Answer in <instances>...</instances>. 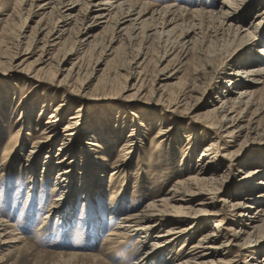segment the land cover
Segmentation results:
<instances>
[{
    "label": "rangeland",
    "instance_id": "rangeland-1",
    "mask_svg": "<svg viewBox=\"0 0 264 264\" xmlns=\"http://www.w3.org/2000/svg\"><path fill=\"white\" fill-rule=\"evenodd\" d=\"M196 1L200 2V0H193L191 3ZM222 1L218 0L219 3ZM134 2L140 5L150 4L153 9L158 11L168 5L178 4L183 7L188 3L187 0H134ZM204 2L209 3L208 0H204ZM16 9V16L13 21L9 22L7 28L2 30L0 27V41L2 42L0 44V259H3L4 264H134L142 252L138 237L126 240L120 248L113 245L111 249H108L109 247L104 244L105 235L117 226L118 218L110 220L111 208L120 206L123 212L128 213L142 211L149 203L164 198L176 182L188 178L195 171L204 148L213 141L207 130V126L212 120L205 119L203 115L214 108L219 95H226L225 87H228L229 84L226 83V75L234 72V67L242 65V63L247 64L246 56L253 48L250 47L245 53L246 51H243L245 48L239 47L241 50L232 53L235 57L240 53L239 57H236L239 65H234L236 63H232L233 60L229 62L230 58L227 57L235 49V45L230 47V43L212 39L213 33L210 31L218 26L216 19L213 18L207 20V28L205 26L206 40L208 41L204 44L201 43L202 41L199 44L194 43L196 46L191 45L192 49L188 52L187 57L182 56L181 64L176 61L175 66H170L171 68L167 69L165 66L168 61L172 60L180 50L179 48L178 50L177 48L172 49L173 43L165 44L162 41L159 43L156 40L157 37H152V41L146 43L141 36H137L136 40L129 41L126 40L127 36L121 34L118 39L119 43L114 45L115 48L121 45L120 57L114 58L106 55V47L109 46L116 33L114 22L111 21L106 26L102 24L104 26L101 25L99 28L93 29L89 36L81 37L78 40L75 36L76 31L72 30V33H68V36H71L69 38L67 36L68 40L58 52L57 60L63 59L62 57L74 47V44L73 49L76 47V50L78 49L77 55L62 67L63 74L54 75L48 72L45 76L41 75L44 80L35 79L34 82L27 79L24 68L28 69L29 66L22 64V59L10 63V60L5 58V54L18 49L19 36H22L23 33L25 35V32H29L28 36H30V31L41 16L31 17L24 24L28 16L26 7L23 5ZM9 10H14V7ZM89 14L88 17L91 18L92 13ZM150 15L151 13L145 19H149ZM189 20V18L183 19L187 22ZM249 22L251 24L254 20ZM46 23L50 26L53 24L50 20ZM235 25L242 26L239 23H235ZM182 30L183 28L180 27L176 36H180ZM92 35H97V37L91 39L93 42L91 48L86 47L85 40ZM80 40L83 42H76ZM260 48H264V45L254 50L257 52ZM165 51L168 54L165 55ZM139 52L146 54L148 60L145 63L143 55ZM172 53H174L173 56H171ZM80 58H82L85 72L91 73L94 69L98 72L94 74L95 81L86 83L66 80L65 71L69 70L73 64H79ZM136 58L139 60L136 61ZM134 62L145 66L149 90L154 85L156 86L159 77L170 79L168 84H172V87L168 91L166 99L179 100L181 93L185 94L189 88H195L198 92H195L192 95L193 98L191 97L189 100L188 109L180 108L179 113L171 115L168 112V102L159 100V95L155 97H152L151 94L134 95L131 89L137 82L138 76L129 74L132 63L133 68L136 66ZM208 65L212 67L210 68ZM213 67L214 69H223L221 78L217 79L216 76L220 75L213 74ZM159 70L166 71V73L158 76ZM101 77H104L105 81L99 82ZM42 81L44 82L41 83ZM32 82L40 87L34 88ZM56 84L61 86H56ZM230 90L233 95L237 91ZM254 91L258 101L264 102V80L255 85ZM69 97H75V102L82 101L85 104L83 115H85L86 121L89 117L91 121L93 119L99 128V130H95L96 134L102 135V138L98 139L99 142L95 141V143L103 144V148L99 150V156L104 160H97L104 166L100 175L98 174L102 177L103 188L99 189L98 185L93 187L94 193L89 197L91 202L86 214L82 210V205L87 193L81 190L78 182L73 184L72 197H69L66 203H61L60 210L51 208L54 205L53 200L60 196L61 191L57 192L55 189L54 175L46 177L42 173L46 152L37 164V174L33 175L27 172L26 160L29 156L27 153H30V148H33L41 139L40 135L44 130L45 123L50 120V115L64 104L63 100H69ZM25 105L31 111L32 116L29 118V123L27 122V125L23 126L19 132V127L16 124L20 116L18 112L21 113V109ZM42 110L45 115L40 117ZM59 112L63 115L61 119L66 116L63 120L64 123L68 121V117L74 115L72 110L70 112V108L60 109ZM259 120L264 128V113L259 117ZM61 128L64 129V126ZM169 129L170 133L164 131ZM162 130L164 136L159 137ZM91 131H94V127ZM131 134L134 135V138L136 137L138 144L136 148L132 149L131 154L126 156L124 152L129 149L128 140ZM62 139L63 137L57 141L53 148L52 152L55 155L59 145L62 144ZM83 142H86V138ZM8 144L20 145L10 150L7 149ZM218 149L220 152L215 164H220L223 168L222 174H224L228 169L229 160L227 156L223 157V155L236 152L238 148L224 142L219 143ZM253 157L263 159V162H256L257 164L252 166L251 158ZM123 161H126V169L111 176L114 169ZM233 161L235 162L227 173L223 190L214 200V211H219L221 208L229 211L230 207L220 202V199H227L230 202L237 199L235 192L238 183L244 178L245 171L254 170L257 166L264 165V138L244 144ZM260 180V178L255 179V183L258 184ZM97 189L99 191L96 192ZM29 192H31L30 196ZM198 202H195L194 205ZM70 212L73 213L75 220L83 218L85 215L89 220L95 221L102 216L105 222L100 236L97 239L90 238L87 229L73 225L75 224L73 221L70 230L64 231L63 226L58 222L67 220L70 217ZM48 213L51 215L49 216ZM252 213L254 214L255 211ZM215 221H209L207 231L212 229ZM239 223L242 225L243 222L239 221ZM228 225H232L235 230L242 228L241 225L234 222H230ZM13 229L16 231L12 232ZM204 232H200L195 240L201 238ZM150 240L146 245H149ZM218 241L217 245H222L224 242L223 238H218ZM182 244V242H174L171 248L175 253H178ZM104 247L105 249H103ZM102 249L105 250L104 252H108V255L103 258V262L92 258L100 256ZM71 254L78 255L70 256ZM223 258L231 263L237 261L236 264L248 261V264H257V262L251 261V258L248 259L246 253L239 254L237 249L223 251V256L217 255L210 260H214L217 264ZM162 259H166V257L163 256Z\"/></svg>",
    "mask_w": 264,
    "mask_h": 264
},
{
    "label": "bare ground",
    "instance_id": "bare-ground-1",
    "mask_svg": "<svg viewBox=\"0 0 264 264\" xmlns=\"http://www.w3.org/2000/svg\"><path fill=\"white\" fill-rule=\"evenodd\" d=\"M122 1L0 0V27L2 30L14 20L16 8L23 5L28 12L24 24L31 17L41 16L30 31V36H28L29 32L23 31L25 35L23 33L22 36H19L18 49L5 54V58L9 59L10 63L22 59V64L29 66L28 69L24 68L27 79L34 82L35 79L44 80L41 75L45 76L48 72L54 75L63 74L62 67L68 61L73 60L78 52L77 47L73 49L74 44L69 52L64 53V57L61 56L63 59L57 60L58 52L71 36H68V33H72V30L76 31L75 36L78 40L81 37L89 36L93 29L99 28L102 24L106 26L111 21L114 22L116 33L109 46L106 47V55L114 58L120 57L122 47L120 45L115 48L114 45L119 43L118 39L121 34L127 36L128 39L126 40L129 41L136 40L137 36H141L146 43L152 41V37H157L156 40L159 43L160 41L165 44L173 43L172 49L177 48L178 50L179 48L180 50V55L177 53L172 60L168 61L165 66L167 69L171 68L170 66H175L176 61L181 64L182 56L187 57L188 52L192 49L191 45L199 44L200 41L204 44L208 41L206 40L207 30L205 26L207 20L213 18L216 19L218 26L214 27L213 31H208L213 33L212 39L230 43V47L235 45V49L230 55L241 50L239 48L241 46L245 48L243 50L246 51L245 53L250 47L253 49H250L251 52L246 56L247 64L239 65L236 57H239L240 53L236 57L234 54L227 57L230 58L229 62L233 60L232 63L239 66L234 67V72L226 75V83H229L228 87H225L226 95H219L214 108L203 115L205 119L212 120L211 123L208 122L207 130L213 141L204 148L195 171L188 178L176 182L164 198L149 203L142 211L128 213L123 212L120 206L119 208L112 207L110 220L118 218L116 220L117 226L105 235L104 244L109 247L108 249H111L113 245L120 248L126 240L138 237L142 252L137 259L135 258L134 264H216L214 260L211 261L210 259L217 255L223 256V251L231 249H237L239 254L246 253V257L251 258V261L257 262V264H264V179H262L264 178V165H259L254 170L245 171L244 178L237 185L235 192L237 199L231 202L227 199H220V202L230 207L229 211H226L225 208H221L219 211L213 209L214 200L222 192L227 173L235 162L233 158L237 156L240 148L250 141L264 138V128H262L259 120V117L264 113V102L258 101L254 91L255 85L264 80V48L258 49L257 52L254 50L264 45V31L262 32L264 30V0H223L220 3L218 0H208L209 3H205L204 0L191 3L193 0H187L188 3L186 2L187 4L183 7L172 4L163 7L161 11L153 9V6L147 3L140 5L134 0ZM11 7H14V10L10 11ZM254 11L256 12L254 13ZM88 13H92L91 18L88 17ZM150 13V18L145 19ZM187 18L190 19L188 22L183 21ZM252 19L254 22L250 24L249 21ZM48 20L53 22L51 26L46 23ZM180 22L182 23L179 24ZM235 23L242 26H237ZM180 27L183 28L182 33L180 36H176ZM96 37L97 35H92L85 40V46L91 48L93 43L91 39ZM9 41L11 40L9 39ZM76 42L82 43L83 40ZM139 54L143 55L145 63L148 60L146 54L144 52H139ZM164 54H168L167 51ZM173 55L174 53L171 54V56ZM137 60L139 58H136ZM79 61V64H73L69 70L65 71L66 80L84 81L86 83L95 81L94 74L98 72L95 69L91 73L85 72L82 66V58ZM134 65L136 66L133 68L132 63V69L129 72L130 76L135 74L138 76L137 82L131 89L134 95L151 94L152 97L159 95V100L168 102V112L171 115L179 113L180 108L188 109L189 100L195 92H198L195 88L191 87L185 94L181 93L179 100L166 99L168 91L172 87V84H168L170 79L159 77L156 86L154 85L149 90L145 66L138 62H134ZM222 72L223 69L216 68L213 74L220 75L219 77L215 75L219 79L223 75ZM157 73L158 76H161L166 71L159 70ZM246 79L248 80L245 81ZM103 80L104 77H101L99 82ZM34 82H32L33 87L39 88L40 85H34ZM56 86L61 85L56 84ZM230 89L237 91L233 95ZM74 98L69 97V100H63L64 104L58 107L61 110L70 108V112L72 110L74 115L68 117L66 123L63 122L66 116L61 119L63 115L59 112L60 109L57 108L50 115V120L43 127L41 139L33 148H30L29 151L31 152L27 153L29 156L26 164H28L27 172L29 174H37V164L46 152L42 173L46 177L54 175L55 189L57 192L61 191L60 196L52 202L55 206L52 205L51 208L60 210L61 203H66L69 197H72L73 184L78 182L81 190L87 193L82 205V210L86 214L91 202L89 197L94 193L93 187L98 185L99 189L103 188L102 177L99 176V173L104 166L98 162L101 159L104 160L99 156V150L103 148V144L95 143L102 138V135H97L95 131L99 130L98 124L94 123L93 119L91 121L90 117L86 121L85 115H83L85 104L82 101L75 102ZM32 111L35 112L34 109ZM18 114L20 116L16 124L20 132L21 128L27 125V122L29 123V118L32 115L27 105ZM44 115L45 112L42 110L39 116L43 117ZM62 126L64 129L61 128ZM92 127H94V131H91ZM164 131L170 133V129ZM160 136H164L163 130L159 134ZM61 137H63L62 144L59 145L55 155L52 151ZM84 138H86V142H83ZM224 142L236 146L238 150L223 155V157L227 156L229 164L227 171L222 174L223 168L220 164L215 163L220 152L219 143ZM128 143L129 149L124 152L126 156H129L132 149L136 148L138 144L136 137L134 138L132 134ZM18 145L20 144H8L7 149H15ZM187 155L189 157V154ZM125 162L123 161L117 166L111 176H115L119 171L126 169ZM251 162L253 166L259 162L262 163L263 159L253 157ZM79 167L80 170H78ZM257 178L261 179L258 184L255 183ZM197 201L199 202L194 205ZM253 211H255L254 214ZM48 215L51 214L48 213ZM74 218L73 213L70 212V217L67 220L64 219L58 223H61L63 230L68 232L73 221L75 223L73 225L87 229L90 238L97 239L100 236L105 222L102 216L95 221L89 220L85 215L83 218H77L78 220ZM214 220L216 221L212 229L207 231L209 221L213 222ZM239 221L244 224L241 225ZM230 222L241 225V230L240 228L235 230L232 225H228ZM243 229H245L244 232ZM15 231V229L12 230V232ZM203 231L205 232L201 238L195 240L197 235ZM218 238H223L222 245H217ZM149 240V245H146ZM174 242L183 243L178 253H175L174 249L171 248ZM103 249L100 256L92 258L103 262V258L108 255V252H104ZM77 255L71 254L70 256ZM163 256L166 259H162ZM224 259L217 264L237 263V261L231 263ZM248 262L240 264H248ZM0 264H4L3 259H0Z\"/></svg>",
    "mask_w": 264,
    "mask_h": 264
}]
</instances>
